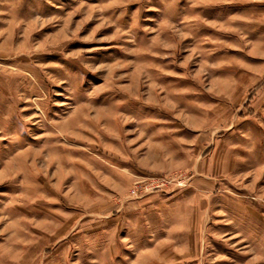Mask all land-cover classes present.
Segmentation results:
<instances>
[{"label": "rangeland", "instance_id": "1", "mask_svg": "<svg viewBox=\"0 0 264 264\" xmlns=\"http://www.w3.org/2000/svg\"><path fill=\"white\" fill-rule=\"evenodd\" d=\"M0 264H264V0H0Z\"/></svg>", "mask_w": 264, "mask_h": 264}]
</instances>
